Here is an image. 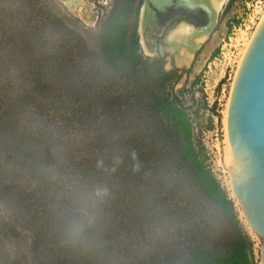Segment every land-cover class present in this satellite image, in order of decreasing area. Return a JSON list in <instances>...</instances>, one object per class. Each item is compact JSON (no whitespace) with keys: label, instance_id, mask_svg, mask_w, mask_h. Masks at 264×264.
Here are the masks:
<instances>
[{"label":"trees","instance_id":"1","mask_svg":"<svg viewBox=\"0 0 264 264\" xmlns=\"http://www.w3.org/2000/svg\"><path fill=\"white\" fill-rule=\"evenodd\" d=\"M11 2L15 12L0 14V201L30 233L35 264H96L64 236L70 223L93 222L104 186L112 198L94 232L108 252L126 258L122 264H259L248 233L225 249L216 244L196 191L229 212L234 200L207 164L188 109L167 90L159 60L151 68L116 18L93 49L66 27L53 0ZM25 106L74 134L66 165L58 164L60 142L51 134L20 144L4 137ZM41 166L63 167L64 178L40 181ZM159 232L167 244L134 254Z\"/></svg>","mask_w":264,"mask_h":264},{"label":"rangeland","instance_id":"2","mask_svg":"<svg viewBox=\"0 0 264 264\" xmlns=\"http://www.w3.org/2000/svg\"><path fill=\"white\" fill-rule=\"evenodd\" d=\"M53 1L65 18L66 27L86 38L90 48L99 47L104 24L116 18L125 26L128 45H131L135 37L138 38L141 53L149 58L151 68L154 69L156 66L154 59L159 60L164 71L168 72L167 90L188 109L195 139L206 147L207 164L234 200V209L229 212L205 197L201 190L196 191L198 204L213 225L216 244H221L225 249L227 244L237 241L241 234L248 233L253 241L254 258L261 264L260 239L250 228L241 205L231 193L226 174L219 164L218 144L219 126H222L223 138L227 132L223 118L226 113L228 114L231 92L243 49L246 41L256 34L262 22L264 0H236L231 4L230 0H224L213 30L195 51L191 61L183 65L176 64L178 67L172 65L171 54L167 53L165 56V50L173 52L176 56L182 44L179 43L178 48L172 49L176 44L166 39L168 43L165 47L162 46V52L157 53L146 46V41L142 42L144 35L146 40L151 41L150 30L146 32L145 28L143 32L140 31L141 12L145 10L146 0ZM216 51L218 52L214 56ZM182 66H186V69L182 70ZM159 73L164 76L162 72ZM207 243L212 245L209 240ZM212 247L217 251L215 244ZM217 252L221 253L220 250ZM0 264H35L30 233L18 224L1 201Z\"/></svg>","mask_w":264,"mask_h":264},{"label":"water","instance_id":"3","mask_svg":"<svg viewBox=\"0 0 264 264\" xmlns=\"http://www.w3.org/2000/svg\"><path fill=\"white\" fill-rule=\"evenodd\" d=\"M174 0H146L145 12L164 10ZM192 10L202 9L206 23H191L197 29L213 30L217 21L208 5L196 0H177ZM172 65L176 66L172 61ZM186 66H182L185 70ZM221 158L224 163L222 126H219ZM227 134L234 163L230 166L232 183L245 217L260 239V262L264 264V21L237 71L228 107Z\"/></svg>","mask_w":264,"mask_h":264},{"label":"clouds","instance_id":"4","mask_svg":"<svg viewBox=\"0 0 264 264\" xmlns=\"http://www.w3.org/2000/svg\"><path fill=\"white\" fill-rule=\"evenodd\" d=\"M16 5L11 0H2L0 2V14L5 17L13 14L16 10ZM18 124L14 129H7L3 133L4 137L12 136L17 144L30 143L39 137L41 133L51 134V138L60 143L57 144L58 150V164L66 165L77 147L74 140V134L65 130L61 125L50 123L45 117L29 106L18 110L17 113ZM39 125V131L37 130ZM36 175L42 182H54L64 178L65 171L63 167L53 166L52 168H45L41 166L36 171ZM93 193L97 189L91 190ZM103 197L96 201L95 212L93 214V222L89 224L73 225L69 224L65 228L64 242L72 247L74 250L80 251L83 255L96 261V264H122L126 262V258L118 256L114 252H108L105 249L103 241L95 235V223L102 219L104 204L107 200L112 198L111 189L104 186ZM169 236L163 232H159L150 236L146 244L139 246V252L134 254H147L148 252L165 245L169 242Z\"/></svg>","mask_w":264,"mask_h":264},{"label":"bare ground","instance_id":"5","mask_svg":"<svg viewBox=\"0 0 264 264\" xmlns=\"http://www.w3.org/2000/svg\"><path fill=\"white\" fill-rule=\"evenodd\" d=\"M196 1L208 5L210 10L212 12H214L215 17H217L219 11L221 10V8L224 4V0H196ZM150 20L151 19H150L149 15H147V13L145 11H142V22H141V26H140L141 32H143L144 29L147 28V26H148L147 24ZM263 21H264V16H263L262 22ZM262 22L260 23V25L262 24ZM209 32H210V30H208V29H197L192 24H190L188 22H184V21L180 22L174 29H172L166 38L168 41L172 42L173 44H176V46L172 47V49L178 48L179 43L182 44V46H180V49L178 50L179 53L176 56L174 55L175 56V63L178 65H183V64L189 63L191 61V59L193 58L195 51L208 37ZM254 36L252 38L248 39V41H246V43H245V47L243 49V53H242V56L240 59L239 67L242 63V60H243V58H244V56H245V54L249 48ZM142 40H143L142 42L145 43V41H146L145 35H144ZM227 119H228V114L226 113L224 118H223L224 126H227ZM223 148H224L225 166L222 164L221 143H219L218 144L219 164L221 165L223 171L226 174L232 195L235 197L237 202L240 204V202H239V200L236 197V194L234 192L232 177H231V172H230V166L234 163V157H233L230 142H229V139L227 136V132H225V134H224ZM242 211L244 213L243 209H242ZM244 215H245V213H244Z\"/></svg>","mask_w":264,"mask_h":264},{"label":"flooded vegetation","instance_id":"6","mask_svg":"<svg viewBox=\"0 0 264 264\" xmlns=\"http://www.w3.org/2000/svg\"><path fill=\"white\" fill-rule=\"evenodd\" d=\"M176 2L177 0H174V3L166 6L164 10H160L153 6L154 12L153 14H149L151 20L147 24L148 26L146 28V32L150 30L151 41L146 40V46L149 49L156 50L157 53L162 52V46L165 47L168 43L166 40L167 36L169 35L170 31L174 29L180 22L192 21L196 24H201L206 23L207 21V15L204 10H192L185 5H178ZM165 53V56L171 54L172 61L175 63V54L168 50H165ZM175 67H178V65Z\"/></svg>","mask_w":264,"mask_h":264}]
</instances>
